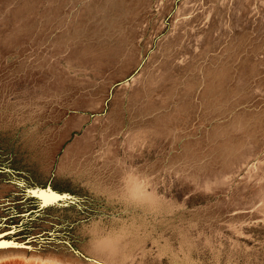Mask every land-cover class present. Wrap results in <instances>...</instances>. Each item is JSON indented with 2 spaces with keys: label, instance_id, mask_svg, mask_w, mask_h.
Wrapping results in <instances>:
<instances>
[{
  "label": "rangeland",
  "instance_id": "374dc122",
  "mask_svg": "<svg viewBox=\"0 0 264 264\" xmlns=\"http://www.w3.org/2000/svg\"><path fill=\"white\" fill-rule=\"evenodd\" d=\"M2 233L0 264H264V0H0Z\"/></svg>",
  "mask_w": 264,
  "mask_h": 264
},
{
  "label": "snow or ice",
  "instance_id": "6c2138e0",
  "mask_svg": "<svg viewBox=\"0 0 264 264\" xmlns=\"http://www.w3.org/2000/svg\"><path fill=\"white\" fill-rule=\"evenodd\" d=\"M33 195H39L41 196V199L46 202V203H50V202H55L58 200H62L65 199V197L58 195L56 192L53 191H48V192H44V193H33ZM0 240H2V237H0ZM10 245L0 242V249L9 247ZM19 247H24V245H17Z\"/></svg>",
  "mask_w": 264,
  "mask_h": 264
},
{
  "label": "water",
  "instance_id": "95a60500",
  "mask_svg": "<svg viewBox=\"0 0 264 264\" xmlns=\"http://www.w3.org/2000/svg\"><path fill=\"white\" fill-rule=\"evenodd\" d=\"M47 188L48 189H50V186H47ZM52 190H54L53 188H52ZM53 192H56L55 190L53 191ZM63 193V192H62ZM58 195H60V196H63V195H61L60 193H57ZM68 194V193H67ZM31 198H33V199H37L36 197H31ZM37 202H38V200H36ZM6 234V233H5ZM3 235H4V233H3ZM0 242H4V240H2V241H0ZM5 242H8V241H5ZM13 243V245H22V244H18V242H14V241H9L8 243ZM28 247V246H27Z\"/></svg>",
  "mask_w": 264,
  "mask_h": 264
},
{
  "label": "bare ground",
  "instance_id": "6f19581e",
  "mask_svg": "<svg viewBox=\"0 0 264 264\" xmlns=\"http://www.w3.org/2000/svg\"><path fill=\"white\" fill-rule=\"evenodd\" d=\"M0 235L3 236V240H4V239H6V235H8V234H4V235H3V233H2V234H0ZM0 241H2V240H0ZM3 243H4V242H3ZM7 243H8V242H7ZM7 243H6V244H7ZM18 244H20V243H18ZM8 245H9V244H8ZM22 245H24V244H22ZM24 247H25V245H24ZM19 248H20V247H19ZM2 250H5V251H6V250H10V248H9V247H6V248H3V249H0V251H2ZM5 251H4V252H5ZM1 253H2V252H1Z\"/></svg>",
  "mask_w": 264,
  "mask_h": 264
}]
</instances>
